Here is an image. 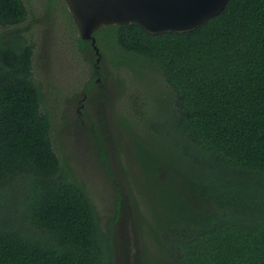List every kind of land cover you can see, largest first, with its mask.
Returning a JSON list of instances; mask_svg holds the SVG:
<instances>
[{"label": "trees", "instance_id": "obj_1", "mask_svg": "<svg viewBox=\"0 0 264 264\" xmlns=\"http://www.w3.org/2000/svg\"><path fill=\"white\" fill-rule=\"evenodd\" d=\"M27 14L23 0H0V25L11 26L0 32V264H113L111 228L102 233L54 151L33 44L19 29ZM93 35L98 49L141 59L173 95L167 117L151 122L155 152L134 137L163 212L165 264H264V0H229L192 31L131 22ZM78 42L101 57L91 39Z\"/></svg>", "mask_w": 264, "mask_h": 264}, {"label": "rangeland", "instance_id": "obj_2", "mask_svg": "<svg viewBox=\"0 0 264 264\" xmlns=\"http://www.w3.org/2000/svg\"><path fill=\"white\" fill-rule=\"evenodd\" d=\"M23 2L28 14L19 29L33 44V73L41 110L51 119L54 151L86 190L102 233L111 228L113 264H165L163 212L142 175L134 137L155 152L159 137L151 122L174 108L170 88L145 62L117 47H99L96 73V57L80 47L61 0ZM10 27L0 25V32Z\"/></svg>", "mask_w": 264, "mask_h": 264}, {"label": "water", "instance_id": "obj_3", "mask_svg": "<svg viewBox=\"0 0 264 264\" xmlns=\"http://www.w3.org/2000/svg\"><path fill=\"white\" fill-rule=\"evenodd\" d=\"M63 1L80 37L91 39L99 54L93 32L102 26L135 22L151 34L192 31L220 14L229 0Z\"/></svg>", "mask_w": 264, "mask_h": 264}, {"label": "flooded vegetation", "instance_id": "obj_4", "mask_svg": "<svg viewBox=\"0 0 264 264\" xmlns=\"http://www.w3.org/2000/svg\"><path fill=\"white\" fill-rule=\"evenodd\" d=\"M96 61L98 62L99 59L97 58ZM95 72L99 74V70H97L96 67H95ZM91 82H92V80L90 81V83H89V85H88V89L90 88V86H93L94 83H95V82H94V83L92 84ZM86 94H87V93H85V95H86Z\"/></svg>", "mask_w": 264, "mask_h": 264}]
</instances>
